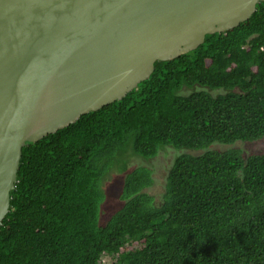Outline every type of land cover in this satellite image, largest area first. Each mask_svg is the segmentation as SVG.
Returning a JSON list of instances; mask_svg holds the SVG:
<instances>
[{
  "label": "trees",
  "instance_id": "obj_1",
  "mask_svg": "<svg viewBox=\"0 0 264 264\" xmlns=\"http://www.w3.org/2000/svg\"><path fill=\"white\" fill-rule=\"evenodd\" d=\"M255 8L155 61L121 99L22 146L0 264H264V152L232 146L264 138V0ZM194 86L207 90L180 92ZM165 146L206 150L174 159L158 205L145 191L151 168L128 170L122 206L100 224L110 167L125 169L128 148L150 159Z\"/></svg>",
  "mask_w": 264,
  "mask_h": 264
},
{
  "label": "water",
  "instance_id": "obj_2",
  "mask_svg": "<svg viewBox=\"0 0 264 264\" xmlns=\"http://www.w3.org/2000/svg\"><path fill=\"white\" fill-rule=\"evenodd\" d=\"M262 0H0V222L21 148L124 97Z\"/></svg>",
  "mask_w": 264,
  "mask_h": 264
},
{
  "label": "rangeland",
  "instance_id": "obj_3",
  "mask_svg": "<svg viewBox=\"0 0 264 264\" xmlns=\"http://www.w3.org/2000/svg\"><path fill=\"white\" fill-rule=\"evenodd\" d=\"M195 89L207 90L206 88L194 86L192 88L184 87L180 92L182 94H187L191 90H195ZM209 91L212 95H216L218 93L223 92L221 90H209ZM232 146L240 147L243 150L244 155L264 152V138L252 142H239ZM229 147L230 146L224 144H212L207 149L224 150ZM204 150H196V151H191L187 149L177 150L172 147L165 146L162 149H160V151L155 157L150 159H144L142 157L134 155L130 148L125 150V152L122 153L120 157L122 161H125L124 164L125 169L123 170L117 163H115L110 167V169L103 178L102 189L105 193V199L101 204L99 223L104 224L108 220V218L117 209H119L122 206L123 201L120 200L119 193L121 190L124 175L128 170L140 165H145L151 168L152 177L154 181L149 188L145 189V191H147L149 194H151L154 197V203L158 205L162 201L166 175L174 159L183 152L200 154ZM114 262H115V258L109 255H103L100 259L99 264H114Z\"/></svg>",
  "mask_w": 264,
  "mask_h": 264
}]
</instances>
